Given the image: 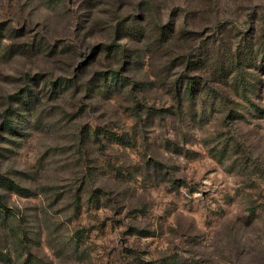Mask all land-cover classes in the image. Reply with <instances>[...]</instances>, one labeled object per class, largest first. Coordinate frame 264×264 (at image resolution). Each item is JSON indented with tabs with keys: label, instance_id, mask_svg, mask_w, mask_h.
<instances>
[{
	"label": "rangeland",
	"instance_id": "rangeland-1",
	"mask_svg": "<svg viewBox=\"0 0 264 264\" xmlns=\"http://www.w3.org/2000/svg\"><path fill=\"white\" fill-rule=\"evenodd\" d=\"M263 110L264 0H0V264H264Z\"/></svg>",
	"mask_w": 264,
	"mask_h": 264
},
{
	"label": "trees",
	"instance_id": "trees-1",
	"mask_svg": "<svg viewBox=\"0 0 264 264\" xmlns=\"http://www.w3.org/2000/svg\"><path fill=\"white\" fill-rule=\"evenodd\" d=\"M112 77H113V78H117V76H116L115 74H112V75H111V78H112ZM29 88H30V87L28 86V87L25 89V91H23L22 94H20L21 92H19V93H17L16 95H14V97H13L14 100H15V99H20V101H21L20 104L26 103L27 97L30 98L31 96H34V94H35V93H34V94L32 95V89H31V91H29L28 94H29L30 92H31V93H30L29 95L27 94V97H26V96H25V93H26L27 90H29ZM25 98H26V99H25ZM263 117H264V110H263Z\"/></svg>",
	"mask_w": 264,
	"mask_h": 264
}]
</instances>
